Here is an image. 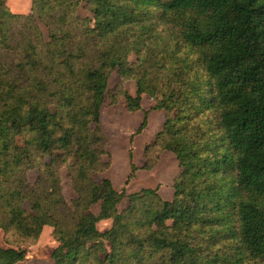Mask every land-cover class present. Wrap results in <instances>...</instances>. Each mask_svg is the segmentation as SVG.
I'll use <instances>...</instances> for the list:
<instances>
[{
	"label": "trees",
	"instance_id": "obj_1",
	"mask_svg": "<svg viewBox=\"0 0 264 264\" xmlns=\"http://www.w3.org/2000/svg\"><path fill=\"white\" fill-rule=\"evenodd\" d=\"M6 1L0 264L23 261L45 226L59 244L54 264H264V0H87L92 20L78 18L70 0H30L26 16ZM112 72L118 85L134 81V97L121 93L128 112L142 109V95L163 112L145 148L155 159L143 169L162 152L175 156L172 201L93 181L109 167L99 119ZM146 121L145 112L137 134ZM61 168L77 196L71 205ZM27 170L37 172L34 185ZM105 220L111 227L100 233Z\"/></svg>",
	"mask_w": 264,
	"mask_h": 264
},
{
	"label": "rangeland",
	"instance_id": "obj_2",
	"mask_svg": "<svg viewBox=\"0 0 264 264\" xmlns=\"http://www.w3.org/2000/svg\"><path fill=\"white\" fill-rule=\"evenodd\" d=\"M70 1L74 2L77 5L76 16L78 18L92 20L93 15L89 11L87 0ZM30 3V0H7L6 7L14 15L26 16L30 13ZM41 32L44 38L47 40V30L42 28ZM1 56H3V53L0 51V57ZM134 59L135 57L133 55L129 57L130 61H134ZM8 61L12 60L9 59ZM118 82L119 78L117 74L115 72H112L108 79V93L106 94V100L100 109L99 126L101 128L102 135L107 142L105 150L108 153V156L102 157L101 161L102 163L109 164V167L103 174L94 176L93 181L96 184H99L102 179H108L111 182L113 189L118 192L124 189L126 191V194L130 195L138 193L144 189H151L145 188L143 185L132 187L131 184H129V182L131 181V179L129 178L131 174L130 164L138 166L136 170H144L143 167L151 164L155 159V153L154 151L149 153L148 158H146L145 148L150 143H152L153 140L151 141V139H149V137L147 136H144V138L142 137L143 135L139 136L140 133L137 134V130L142 123V120L138 121L133 115L131 116V112L127 111L121 96L122 91L128 92L132 97L135 96L136 89L134 81H127L121 85H118ZM111 95H114V101L111 99ZM141 106L143 107V109H141L140 111H145L147 113L155 111L152 110L154 102L146 95H142ZM14 141L19 148H23L24 143L23 139L20 136H16ZM161 154H163V152ZM161 154L159 155L158 160V162L160 161L164 163V166L161 165V168H163V170H166L167 172H170L171 176H175V178H177L181 173V169L175 159L170 158L174 156L170 153H164V156H161ZM160 158H162V161L160 160ZM42 162L44 164H48L49 159L46 157L43 161L41 160V163ZM166 171H164L165 175ZM137 175L139 177V175H143V173H137ZM25 177L29 185H34L37 180V172L35 170H27L25 171ZM59 177L64 200L68 205H71V203L76 199L77 196L72 189L71 178L69 177L66 168L60 169ZM139 183L142 184L141 178ZM127 206L128 200L127 198H124L118 205V210L123 211L127 208ZM24 208L27 212H29L28 202L26 201L24 202ZM91 211L94 214H98L99 206H92ZM110 227L111 221L103 222L97 225V230L100 233H103L105 231H108ZM0 246L2 248H8V244L5 243V235L1 230ZM58 246L59 244L52 237V228L49 226H45L43 227L36 244L26 249L25 259L21 262H18L17 264H54L51 256ZM106 249L107 252H109L108 244L106 245ZM99 259L102 261L104 259V254H99Z\"/></svg>",
	"mask_w": 264,
	"mask_h": 264
},
{
	"label": "crops",
	"instance_id": "obj_3",
	"mask_svg": "<svg viewBox=\"0 0 264 264\" xmlns=\"http://www.w3.org/2000/svg\"><path fill=\"white\" fill-rule=\"evenodd\" d=\"M142 109H143V107H142ZM144 114H145V111L144 112L143 111H137L135 113L134 112L131 113V116L133 115L138 121H141L144 118ZM163 124H164L163 112H157V111L148 112L147 113L146 127L142 130V132L139 134V136L143 135L142 136L143 138H144V136H147L152 141V140H154L155 135L162 130ZM164 153H169V152H163V154H161V156H164ZM171 155H173V154H171ZM170 158L175 159V161L177 162L175 156L170 157ZM160 160L162 161V158H160ZM177 164H178V162H177ZM161 165L164 166V163L159 161L157 163V165H155V167L152 168L151 170H148V171L136 170L134 172L132 178H130L131 181L129 182V184H131L132 187L143 185L145 188L155 189L157 191V194H159V196L163 200L171 201L173 198V194H174L173 184H174V181L176 178H175V176H171L170 172L163 170V168H161L162 167ZM134 166L136 168L138 167L136 165H134ZM164 171H166V175L164 174L165 173ZM137 173H139V174L143 173V175H139V177H138ZM144 174H146V175H144ZM140 178L142 179V184L139 183ZM96 214L97 213H95V215ZM109 221L110 220H107V221L105 220V221H101L99 223L109 222Z\"/></svg>",
	"mask_w": 264,
	"mask_h": 264
}]
</instances>
